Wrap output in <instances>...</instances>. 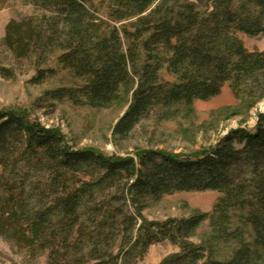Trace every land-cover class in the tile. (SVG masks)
Returning <instances> with one entry per match:
<instances>
[{"label":"trees","instance_id":"16d2710c","mask_svg":"<svg viewBox=\"0 0 264 264\" xmlns=\"http://www.w3.org/2000/svg\"><path fill=\"white\" fill-rule=\"evenodd\" d=\"M33 1L42 14L12 20L0 47L39 62L60 52L58 63L81 85L54 99L96 108L132 93L114 136L154 113L191 114L226 84L236 97L264 99V52H249L238 38L264 35V0H110L108 20L94 0ZM165 70L176 82L165 81ZM47 73L56 71L39 70L33 81ZM13 75L0 63L1 78ZM204 191L222 194L212 214L165 223L143 216L149 198ZM233 213L242 228L229 233ZM207 220L218 241L241 245L232 259L206 263V248L189 241ZM0 236L46 252L48 264H136L166 240L182 250L161 264H264V114L254 130H233L189 156L152 150L119 158L73 151L29 113L0 111Z\"/></svg>","mask_w":264,"mask_h":264},{"label":"rangeland","instance_id":"374dc122","mask_svg":"<svg viewBox=\"0 0 264 264\" xmlns=\"http://www.w3.org/2000/svg\"><path fill=\"white\" fill-rule=\"evenodd\" d=\"M33 0H0V41L5 38L6 27L12 20L41 15ZM97 15L108 20L110 0H94ZM121 27V25H117ZM238 38L249 52H264V35L250 37L238 33ZM60 52L45 62L37 56L16 60L11 52L0 47V63L14 71L11 79L0 77V111L15 110L29 113L33 122L46 129H57L65 136L73 151L95 149L107 157L136 158L138 151L164 150L175 154L192 155L202 149L214 147L231 131L239 128L254 130L260 114H264V99L259 102L236 97L226 84L222 93L209 101H197L193 113L182 111L171 120H161L152 114L143 119L125 136H114V128L125 115L132 93L122 90L120 100L109 107L75 105L68 99H54L52 93L62 88H77L81 81L73 79L58 63ZM39 70H55L46 74L40 83L33 81ZM165 81L176 82L166 70ZM240 150L243 145L236 143ZM101 195L99 199H102ZM222 194L216 191L177 192L160 200L145 201L143 216L152 222L187 220L197 214H212ZM129 205V204H128ZM129 208L134 209L133 205ZM135 211V210H134ZM229 233L242 228L233 213ZM211 221L202 223L189 241L206 249V263L210 260L228 261L240 248L239 242L218 241ZM217 240H216V239ZM245 239L252 242L251 231ZM181 244L168 240L155 243L136 264H161L164 259L181 253ZM0 264H48V254L11 242L0 236Z\"/></svg>","mask_w":264,"mask_h":264}]
</instances>
